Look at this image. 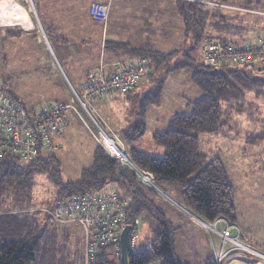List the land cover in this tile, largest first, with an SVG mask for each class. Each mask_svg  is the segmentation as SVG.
<instances>
[{
    "label": "trees",
    "instance_id": "trees-1",
    "mask_svg": "<svg viewBox=\"0 0 264 264\" xmlns=\"http://www.w3.org/2000/svg\"><path fill=\"white\" fill-rule=\"evenodd\" d=\"M167 1L180 20L183 36L180 48L161 52L146 45L134 46L107 39H103L102 45L108 69L113 64L110 63L112 59L145 61L136 85L121 93L126 100L132 101L134 108L132 117L118 130L128 147L131 162L149 174L153 185L143 183L129 166L111 157L99 143L93 147L91 163L81 168L76 180L68 182L61 179L59 161L52 154L54 149L39 152L29 160L3 155L0 158V264H83L82 232L77 235L69 227L57 224L48 213L30 210L35 176L39 174L46 175L58 188L54 200L46 203L48 209L72 196L106 190L115 191L127 200V219L137 218L140 224L145 223L155 232L149 243L151 253L130 248L127 264H150L156 259L162 264H181L174 246L179 227L173 225L167 208L177 209L182 217L187 215L161 197L159 190L170 200H176L189 215L210 223L217 219L237 223L234 186L228 180L226 166L217 156L207 158L200 149L198 134H214L231 140L242 137L248 144L256 145L263 142L264 124L258 125L254 118L257 106L246 95L251 93L264 99V76L255 75L247 66H210L202 59L201 47L211 39L240 44L248 37L264 32V27L253 29L240 23L242 18L254 15L238 11L232 15L221 6L206 3L212 1L264 10V0ZM151 23L147 21L146 25ZM8 33L5 32L7 36ZM185 67L191 69V81L199 88L201 96L192 102L190 113L173 115L169 120L171 127L151 135V142L164 149L162 156L152 155L139 148L146 129L147 109L160 103L165 78ZM145 80L148 85L132 97L137 86ZM3 82L7 84V81ZM5 84H0V91L21 102ZM50 103L63 102L44 105ZM242 113L251 118V129L239 123L237 118ZM60 135L53 137L52 145ZM168 184L178 185L174 197L168 195ZM110 248L109 245L99 246L93 264H122L120 256L111 255ZM205 264H216L212 253Z\"/></svg>",
    "mask_w": 264,
    "mask_h": 264
},
{
    "label": "rangeland",
    "instance_id": "rangeland-1",
    "mask_svg": "<svg viewBox=\"0 0 264 264\" xmlns=\"http://www.w3.org/2000/svg\"><path fill=\"white\" fill-rule=\"evenodd\" d=\"M72 1L74 5L78 3L77 5L82 8L94 0ZM102 2L109 4L108 18L105 22H97L95 24L100 25L101 28L103 27V39L129 42L134 46L146 45L161 52H166L175 47L180 48V46L183 45L180 20L173 8L171 9L169 7L167 0H102ZM33 3L37 9L36 0H33ZM206 4L215 6L221 4L223 5L221 8L232 15H234L236 11L240 13H249L254 16L242 18L243 20L240 23L253 29L264 27V10L247 9L212 1ZM27 13L30 19V17H32L30 9H27ZM147 21L152 23L146 25ZM43 31L45 32L44 29ZM45 35L48 39L49 37L46 32ZM255 35L248 37L247 40L254 38ZM41 41L40 48H43V52L46 55L48 54L49 57H52L51 51H49L48 45L44 42L42 34ZM1 45L0 41V46ZM4 60V57L0 55V84H5L3 82L4 80L8 82L7 79H4V75L7 74L3 70ZM93 60H97V58ZM118 60L119 59H112L110 63H120ZM124 60L128 59L124 58ZM173 63L174 60L172 61V64ZM100 64L106 65V67L109 65L105 60L104 54L98 58L96 67L89 72L95 70ZM60 67L55 63L52 69L62 77L60 83L63 87L67 88L68 94L66 95H60L61 86L55 85L54 82L57 79L52 78L51 75L45 77L41 73L32 74V77H28V80L16 79L13 77L10 83L15 86V89L13 87L11 89H14V91H16V89L22 91L23 96L20 97L28 109L31 108L32 103L42 104V102H47L53 98H55V100L70 99L67 103L76 106L77 103L74 102L73 104V102H71L73 94L69 80L64 76L63 67L61 65ZM41 69L46 71L44 67ZM89 72L86 74L88 75ZM190 75L191 69L185 67L170 73V75L165 78L160 103L151 105L147 109L144 119L146 129L139 144V148L155 156L163 155L164 149L151 142V135L154 132L171 127L169 120L173 115L191 112L192 102L200 98L201 91L192 83ZM147 85L148 83H146L145 80L140 86H137L132 97ZM5 87H9L8 84H5ZM75 91L81 97L82 88L81 90L75 88ZM82 97L86 100L87 110L96 124L94 122L90 123L88 116L86 117L89 121H86L87 118L83 120L76 112L68 111L69 116L66 124L60 133L61 135L56 137L55 140L56 144L54 145V149L56 151L52 153L59 161L60 176L63 182L76 180L80 174L81 168L91 163L92 151L95 144L99 143L102 148H106L107 151L110 150L109 146L107 147L105 143L107 140L106 138L113 140L112 142L117 143L118 147L120 145L124 148L129 157L128 147L122 140L118 129L132 117L131 110L134 108L132 101L126 100L121 93H114L110 95V97L105 96L99 98L94 96L90 99H86L82 94ZM246 98L252 101L253 105L257 106L254 118L258 121V125L264 124V99L255 97L254 94L251 93L247 94ZM76 109L78 110V108ZM237 119L240 121L239 123H241L242 127L252 128L249 126V123L252 122L250 120L251 118L246 113L238 115ZM257 130L258 128L256 131ZM198 137L200 140V149L207 155V158L217 156L226 166L228 180L233 184L235 189L233 203L237 218L239 216V218L242 217L248 221L257 220L258 222L256 224H254V222H249V224L253 223L250 225L254 230L259 232V235L262 237V242L264 243V208L261 210V207H259L260 204H258L256 209L250 208V201L247 200L249 198L254 200L256 197L259 200L262 195L261 203L264 205V141L257 145L256 148L252 149L242 137L234 140L222 139L214 134H198ZM242 178L243 180H247V183L242 182ZM240 184L252 185V187L251 189L244 190ZM168 187L167 191L169 196L174 197L177 195V191L179 190L178 185L174 186L168 184ZM57 189L58 188L46 175L39 174L35 176L30 210L42 211L45 214L48 213L49 209L46 203L54 200ZM242 189L243 191L239 195ZM158 192H160L159 194L161 197L169 200L173 205L177 204L178 207L180 206L176 200L172 198L170 200L161 190ZM180 207L183 209L182 206ZM174 217H170L172 222H174L173 225L175 224V227L180 226L179 229L176 230L175 235L176 250L179 254L181 264H205L202 258L204 257V251L208 244L203 238L195 240L196 237H198L197 231L200 233H203V230L207 231L212 237L214 236V232L207 226L214 225V227L221 230L225 224L222 222L208 223L193 216L194 219H197L199 222L197 223L194 219H192L193 222H189L190 225L197 230L191 233V227L188 225L187 221L180 224V221L177 222L173 220ZM57 222L59 225L69 227L71 231H75L77 235H81L82 232V248L84 249L86 230L83 229L80 224V226L76 224V222ZM235 225L239 230L241 229L237 223H235ZM254 232L258 234L256 231ZM154 235L155 232L152 229L145 223H141L138 235L131 239L133 244H130V248L133 251L143 249L144 252L151 253L149 243L153 240ZM251 236H254L253 233H251ZM229 246L231 245L229 244ZM224 249L227 248L224 247ZM220 251L219 248L214 255H218ZM150 264H162V261L156 259Z\"/></svg>",
    "mask_w": 264,
    "mask_h": 264
},
{
    "label": "built area",
    "instance_id": "built-area-1",
    "mask_svg": "<svg viewBox=\"0 0 264 264\" xmlns=\"http://www.w3.org/2000/svg\"><path fill=\"white\" fill-rule=\"evenodd\" d=\"M218 6L223 7L221 4ZM27 9H30L32 15L30 19ZM88 13L93 20L105 22L108 18L109 4L94 0L89 4ZM10 27H20L23 30L37 28L44 42L49 45L45 32L39 25L33 0H0V29ZM201 48L202 59L210 66H247L255 75L264 76V32L240 44L211 39ZM102 64L85 77L82 94L86 99L129 91L136 85L139 76L143 73L145 61L128 59L113 63L109 69ZM71 91L73 94L71 102L77 103L76 106L71 103H50L37 109H28L22 102L0 91V158L3 155H9L21 160H29L36 157L39 152L53 150L55 148L52 145L53 137L62 132L68 109L76 112L83 120L88 116L90 123H95L87 110L86 100L82 94L80 97L72 87ZM88 118L86 121H89ZM106 139L105 143L110 150L103 149L111 157L113 155V158L119 160L120 163L129 166L143 183L153 185L149 174L133 165L124 148V152L119 155V151L112 143L113 140ZM126 209L127 200L125 198H121L115 191L106 190L102 193L72 196L61 200L53 209H49L48 214L59 222H76L86 230L84 264H93L98 247L101 245L111 246V255L120 256V233L126 225L130 226V241L132 237L138 235L139 220L134 218L129 221L126 217ZM221 222L225 224L221 230L214 225L207 226L219 236L220 240L221 251L218 255H214L216 264H224L227 251L224 247L229 244L233 248L255 255L264 262V254L240 241V230L235 224L223 219L214 221V223Z\"/></svg>",
    "mask_w": 264,
    "mask_h": 264
},
{
    "label": "crops",
    "instance_id": "crops-1",
    "mask_svg": "<svg viewBox=\"0 0 264 264\" xmlns=\"http://www.w3.org/2000/svg\"><path fill=\"white\" fill-rule=\"evenodd\" d=\"M36 4L39 25L48 34V46H50L49 51H51L52 57H49L48 54L46 55L43 52V48H40V43H42L41 34L37 31V28L33 30H23L20 27L0 29V41L2 44L0 46V55L5 59L3 70L7 73L5 74L6 77L4 75V79L8 80L6 83L9 88L13 87L15 89V86L10 83L13 77L16 79L28 80V77H32V74L41 73L45 77L51 75L52 78L57 79L54 82L55 85L61 86L60 95H66L68 94L67 88L63 87L60 83L62 77L52 69L53 64L55 66L56 63L59 67L60 65L63 67L64 76L69 80L70 86L81 90L86 73L94 69L98 63V59H93H96V56H102L103 27L101 28L100 25L95 24L98 21H95L90 17L88 13L90 3L82 8L77 5L78 3L74 5L72 0H36ZM6 31L9 32V36L5 34ZM43 67L46 71L41 69ZM14 89L12 90V95L21 100L20 96H23L22 91H19L18 89L14 91ZM53 101L67 103L70 99L55 100V98H53L47 102H42V104L32 103L30 109H36L45 103ZM21 102L24 104L22 100ZM220 138L228 139L224 137ZM249 145L252 149L257 146L256 144ZM242 182L247 183V180H243L242 178ZM240 186L244 190L251 189L252 187V185L245 184H240ZM243 189L240 190L239 195L242 193ZM261 198L262 195L259 200L257 197L254 200H251L250 198L247 199L250 201L249 207L256 209L258 204H260L259 207H261L262 210L264 205L261 203ZM175 206L177 205L175 204ZM179 209L187 215L186 218L182 217L177 209H173L171 206H168L167 208L169 215H171V217L175 216L173 220H176L177 222L180 221V224L187 221L188 225H190L189 222H193L192 219H194V217L187 214L182 208ZM241 218L242 217L239 218L238 216L237 220V224L241 228L240 241L264 254L262 237L259 235V232L254 230L250 225L253 223L249 224V222H254V224H256L258 221H248ZM194 220L197 223L199 222L197 219ZM190 227L191 233L197 231L191 225ZM251 233H253L254 236H251ZM197 235L198 237H196L195 240L203 238L207 241L208 246L204 251V257L202 258L203 261L206 262L209 260L211 253L214 255V253L219 250L220 240L217 234L214 233V236L211 237L208 232L204 230L203 233L197 231ZM130 244H133L132 240L130 241ZM174 246L177 253L176 235ZM225 247L227 248V251L224 257V264H264L261 259L244 250L233 248L229 245ZM177 256L179 257L178 253Z\"/></svg>",
    "mask_w": 264,
    "mask_h": 264
},
{
    "label": "water",
    "instance_id": "water-1",
    "mask_svg": "<svg viewBox=\"0 0 264 264\" xmlns=\"http://www.w3.org/2000/svg\"><path fill=\"white\" fill-rule=\"evenodd\" d=\"M130 226L126 225L120 233V259L122 264H127L130 249Z\"/></svg>",
    "mask_w": 264,
    "mask_h": 264
},
{
    "label": "bare ground",
    "instance_id": "bare-ground-1",
    "mask_svg": "<svg viewBox=\"0 0 264 264\" xmlns=\"http://www.w3.org/2000/svg\"><path fill=\"white\" fill-rule=\"evenodd\" d=\"M114 145H115V148L119 151V155H121L122 152H124V149L119 145L118 147V144L117 143H114L112 142Z\"/></svg>",
    "mask_w": 264,
    "mask_h": 264
}]
</instances>
